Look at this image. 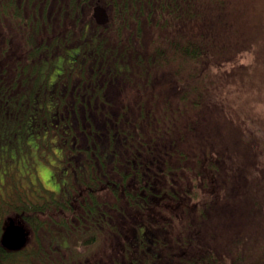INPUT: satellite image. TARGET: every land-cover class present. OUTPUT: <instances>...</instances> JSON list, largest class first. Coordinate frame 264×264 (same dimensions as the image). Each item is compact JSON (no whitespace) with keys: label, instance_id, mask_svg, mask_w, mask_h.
<instances>
[{"label":"trees","instance_id":"16d2710c","mask_svg":"<svg viewBox=\"0 0 264 264\" xmlns=\"http://www.w3.org/2000/svg\"><path fill=\"white\" fill-rule=\"evenodd\" d=\"M255 1L0 0V170L26 153L41 190H23L33 237L0 264H264V183L222 147L263 138L238 102L264 89Z\"/></svg>","mask_w":264,"mask_h":264},{"label":"rangeland","instance_id":"374dc122","mask_svg":"<svg viewBox=\"0 0 264 264\" xmlns=\"http://www.w3.org/2000/svg\"><path fill=\"white\" fill-rule=\"evenodd\" d=\"M253 8L254 9H253L252 13H254L256 17H261L260 14L262 12H264V0H256L253 3ZM91 13H92V11H91ZM6 29H13L12 32L15 31V34H18V35L20 34L19 31L17 30V28L15 26H13V24H11L10 22H6L3 25V30H6ZM19 30L21 32H24V28H19ZM81 46L83 47L84 45H81ZM77 49L78 48H73V49L70 48L68 53L71 54L72 52L76 51ZM241 58H242L241 62L243 64H249V63H251V61H253L252 54L244 53V54H242ZM239 71L243 72V73L246 72L245 69H241ZM119 72H121V71L119 70ZM127 72L128 71H126V73ZM258 75L262 77V74H258ZM250 79H252V73H249V75L247 77V80H250ZM262 85H263V83H260V82L257 84L258 87H261ZM263 87H264V85H263ZM240 88L241 89L239 91L238 102L240 103V96H241V101L244 104L251 106L253 108L254 112L256 113V115L254 116V117H256V118H254V121L257 120L258 121L257 123L258 124L261 123V126L264 127V89H263L262 93H259V90H258L259 88H257V87H256V89H254L252 91H250V88H249V91H245L242 86H240ZM248 94L250 95V97L248 96ZM248 98H249V100H248ZM5 100L6 99H5L2 91L0 90V103L4 102ZM236 125L240 129L239 125L238 124H236ZM259 135L263 137L262 138L263 140L261 139L257 142V140L255 139L253 141V143H255V144L251 148L246 147V146H248V143H246L244 141H247V139H249V137H247V139H246L245 136L243 137V140L241 143L239 141H237L233 144L231 142H228L222 146L223 149H225V151L223 152V156H224V154L226 156H228L229 152H232L233 153L232 156L239 158V160L241 161V164H244L243 169H245L247 171L251 170L250 172L245 174V176L247 177L246 180H248L249 184H251V185H252V183H256V185H261L264 183V145H262V143L264 144V129H262V131L259 133ZM231 144H232V146H231ZM249 144H250V141H249ZM226 156H224V158H226L228 161H231V158L228 159ZM47 168H48L47 166H46V168L42 167V169H47ZM47 171H49V170H47ZM227 171L229 172V167L227 168ZM8 172H9V167L6 168V171L4 173L7 174ZM231 177H232V180H231ZM229 179L231 180V182L233 183L234 186L238 187L241 190V187L244 184V182H243L244 179L241 178L240 174L231 173ZM203 193H204V191H201V195ZM206 194H207L208 198H211V197H209L211 195L210 191H207ZM255 195H257V193H255ZM217 200L218 201L224 200V195L218 188H217ZM245 206L247 207L248 205L245 204ZM249 206L254 207L253 205H250V204H249ZM3 209L4 210L6 209L5 205H3ZM25 227L29 232L28 237L30 240L31 237H33L34 232L32 231V229L30 227H28L26 225H25ZM53 228H54L53 224H45L42 227H40L38 229V231H39V233H42V231H44V229H53ZM263 228H264V226H263ZM72 232L75 233L74 230H72ZM105 242H106V238L105 239L103 238L102 239V245ZM222 243H224V241H222V240L216 241V244H222ZM258 244H260V243H258ZM250 250L251 251L246 252L247 253L246 258L248 255L254 254V252H253L254 249H250ZM248 258H250L249 260H251L252 257L250 256ZM95 259H100V258L98 257V255L94 254V259H91V260H95ZM248 264H252V263H248Z\"/></svg>","mask_w":264,"mask_h":264},{"label":"flooded vegetation","instance_id":"af4514ba","mask_svg":"<svg viewBox=\"0 0 264 264\" xmlns=\"http://www.w3.org/2000/svg\"><path fill=\"white\" fill-rule=\"evenodd\" d=\"M1 145L2 144L0 143V162L2 163L1 165H4V162L1 158V154H2L1 152L3 149L6 151L8 149H7V147L3 148ZM14 159H15V157H14ZM25 162H24V167H25L24 169H22L19 166H16V164L14 162H9V163L7 162L6 165L9 164V172L7 174H4L0 170V196L3 198L4 195H6V194L8 195V193H11V195H8L10 200H9V202L6 203L7 205H6L5 210L1 206V205H3V203L1 202L2 198L0 200V217H1V212H3V211L4 212L5 211H14V207H18V209H20V210H18L19 212L17 214L15 212H13L11 215L3 214V218H2V220H0V239H1V235L3 232L4 226L6 225V223H8V221L10 219H13L14 221H19L21 223L20 219L25 213L24 210L22 209L23 205H24L23 202L25 199H28L27 193H24V191H26V190L28 191L31 188L32 189L37 188V191H41L40 190V182H39V174L37 173V170L35 168H32L31 162L29 161L26 153H25ZM24 170H26V173H24ZM18 171H20L21 173H24L26 175L21 176ZM3 172H5V171L3 170ZM37 177H38V179H37ZM12 182L14 185L10 184ZM8 183L10 184V186L8 185ZM18 183L20 184L19 189H22V190H20L22 193V196H25V198L21 202L17 201L20 198L19 197L20 196L19 189L17 190ZM31 193L33 194V192H31ZM48 198H49V196H48V194H46L45 199L49 200ZM37 199H40V198H37ZM21 209H22V211H21ZM22 225L25 226L24 224H22ZM28 236H29V232H28ZM28 240H29V237H28ZM0 246L4 250H7L1 245V243H0ZM7 251H9V250H7Z\"/></svg>","mask_w":264,"mask_h":264},{"label":"water","instance_id":"95a60500","mask_svg":"<svg viewBox=\"0 0 264 264\" xmlns=\"http://www.w3.org/2000/svg\"><path fill=\"white\" fill-rule=\"evenodd\" d=\"M92 17L97 25H105L109 21V16L104 7L100 4L94 5ZM28 232L19 221L10 219L4 226L0 243L9 251H17L23 248L27 241Z\"/></svg>","mask_w":264,"mask_h":264},{"label":"snow or ice","instance_id":"6c2138e0","mask_svg":"<svg viewBox=\"0 0 264 264\" xmlns=\"http://www.w3.org/2000/svg\"><path fill=\"white\" fill-rule=\"evenodd\" d=\"M40 174H41L42 179L45 181L48 180L49 175H50V173L47 171V169H42Z\"/></svg>","mask_w":264,"mask_h":264}]
</instances>
